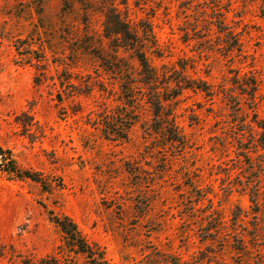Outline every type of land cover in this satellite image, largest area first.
Returning a JSON list of instances; mask_svg holds the SVG:
<instances>
[{"label": "rangeland", "instance_id": "374dc122", "mask_svg": "<svg viewBox=\"0 0 264 264\" xmlns=\"http://www.w3.org/2000/svg\"><path fill=\"white\" fill-rule=\"evenodd\" d=\"M115 14L151 31L152 65L209 86L166 103L181 142L144 131V101L126 138L102 131L126 106L97 55L138 65L105 36ZM0 146L42 181L0 167V264H86L53 215L110 264H264V0H0Z\"/></svg>", "mask_w": 264, "mask_h": 264}, {"label": "trees", "instance_id": "16d2710c", "mask_svg": "<svg viewBox=\"0 0 264 264\" xmlns=\"http://www.w3.org/2000/svg\"><path fill=\"white\" fill-rule=\"evenodd\" d=\"M220 28L223 30L228 29L224 22H219ZM106 37L118 36L124 45L121 47L126 51H131V56L138 62L137 68L134 71H130V65L119 59L117 51H114L111 55L112 60H107L102 55H97L104 66L108 69H112V72H117L121 76L124 95V106L122 110L124 113L120 115H105L102 119L103 129L102 131L106 136H115L119 138H126L132 124L135 121L134 115H132V108L140 104V101H144L148 104L152 111L151 122L144 124V131L148 134L152 132L160 133L168 141L181 142V135L179 134L178 127L174 120L172 111L165 109L167 101L175 99L184 89L196 88L200 89L208 94H211L209 86L205 82L192 83L179 74L177 70H169L166 66H162L158 69L152 65L146 55V49L155 47V39L151 31H143L142 38L134 33L129 24L124 22L120 16H114L111 26L105 28ZM237 34L231 33V37L235 41L234 45H227V50L231 51L237 47L236 38ZM153 44V46L147 45ZM238 48V47H237ZM98 54V53H97ZM157 54V53H155ZM119 61V63L117 62ZM126 63L125 70L121 62ZM109 69V70H110ZM122 71V75L121 74ZM135 73V76L133 74ZM171 83L173 85H171ZM137 85V90L133 89V86ZM243 90V89H242ZM253 91V90H252ZM134 93H138L136 96ZM251 97L254 93H249ZM237 108V107H236ZM0 167H6L7 171L13 173L19 178H29L35 181H41L37 174L30 171H21L18 169L14 159H12L11 152L0 146ZM42 182V181H41ZM52 221L59 228L63 234V241L65 250L73 253L74 255L82 256L85 259L86 264H110L106 256L104 248L95 242H90L85 235L78 228L77 224L68 216L53 215ZM73 261V259H71ZM30 264H37L31 262ZM39 264H60L59 259L51 258L50 260L41 259ZM174 264H179L175 262Z\"/></svg>", "mask_w": 264, "mask_h": 264}]
</instances>
